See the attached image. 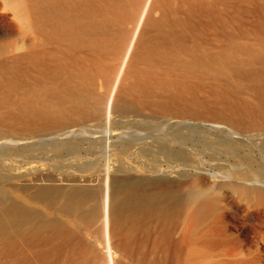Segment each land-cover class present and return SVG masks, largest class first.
Segmentation results:
<instances>
[{
	"label": "bare ground",
	"instance_id": "obj_1",
	"mask_svg": "<svg viewBox=\"0 0 264 264\" xmlns=\"http://www.w3.org/2000/svg\"><path fill=\"white\" fill-rule=\"evenodd\" d=\"M253 12L263 37L264 0H0V154L38 137L22 149L78 155L80 138L51 137L75 125L63 134L105 136L96 187L35 186L29 199L54 217L0 181V264H264V69L254 67L264 65V46L238 40ZM110 56L121 62L104 99L95 89ZM116 111L159 129L146 141L176 173H164L155 156L129 161L145 136L111 142ZM167 115L175 121L150 119ZM204 117L225 122L194 119ZM98 118L107 125L98 132L83 125ZM190 150L229 165L186 173L182 165L197 167ZM95 222L102 255L83 233Z\"/></svg>",
	"mask_w": 264,
	"mask_h": 264
},
{
	"label": "rangeland",
	"instance_id": "obj_2",
	"mask_svg": "<svg viewBox=\"0 0 264 264\" xmlns=\"http://www.w3.org/2000/svg\"><path fill=\"white\" fill-rule=\"evenodd\" d=\"M258 18H259V14L256 12H253L249 16L248 21H247V28L249 29L250 33L246 38H242V39L239 38L238 39L239 42H245V43L251 44L255 48H260V46L262 45L264 46V29L259 30L263 33V37L256 35L255 33L256 31L255 27L258 22ZM240 55L243 58L247 57L245 54L240 53ZM120 57L112 58L110 56L106 58L107 62H109L111 65V67L109 68V73L108 75L104 76V78L102 77L99 78L97 85H96V89H95L96 90L95 92L100 95H103L104 99L109 94L112 88V85H113V81L117 75V71L119 69V65L121 62ZM254 67L256 69H264V65L261 63H254ZM245 83L247 82H244V83L242 82L240 84H245ZM119 84H120V80L118 81L117 86H119ZM11 96L16 97V96H19V94H12ZM247 97L251 100L252 103L257 102L254 96L247 95ZM6 108H7L6 106L1 105L0 111L6 110ZM142 118L143 117L137 116V115L133 116L131 113L124 115L117 111L113 112L111 115V118H110L111 121L109 124L112 130V133L110 135L111 142L117 143L121 139H129L132 137L145 136L144 138H141L142 141L140 140V143L137 144L135 148L131 151L132 153H131V156H130L131 158L129 159V161H134V162L136 161L135 163L139 165H143L144 163L150 162L154 158L153 156H155L158 163L160 164V167L164 169L163 171L164 173H168L170 175L173 173H176V170H175L176 168L169 166L168 163L164 162L165 156L163 152H160L161 150L157 149V146H156L157 142H152V141L147 142L146 141V140H149V137H146V136L150 135L151 132L153 133L158 132L159 129L153 130V129H149L145 127L144 125H142V123H140ZM182 118L186 119L187 117H182ZM150 119L153 122L162 123V124L175 121L174 118L171 117L170 115H167L164 117L153 116ZM194 119L195 120L199 119L201 121H214V122H220V123L225 122V120H223L222 118L204 117V118H194ZM83 125L85 127L92 128L97 132L107 126L105 121L103 122V118H98L96 120H88L84 122ZM79 126L80 125H75V127L70 126L69 128L74 127L76 131V129L78 130ZM69 128L67 127V128L59 129L57 132L59 133V135L57 133H52L51 137H55L52 139L59 140V141L65 140L68 137L80 138L81 141L79 143L78 150L81 156L79 154L76 155V153H71L72 155L67 154L64 150H62V148L55 151L50 146H46L43 152H41V150H35V151L28 150L27 151V150L22 149L21 147L22 145L34 143V141L37 140L38 137L28 138V139H24L21 141L19 140L17 144H15L16 146L13 147L14 149L13 148L9 149L7 146H5V149H4L5 151L2 154H0V181L2 183V186H5L6 189L9 191V193L12 192L10 193V196L13 195L14 198H17L18 200L20 199V201L24 199L23 201V203L25 202L24 204L42 213L43 216L45 217H54L55 214L53 210L46 208L43 204L35 203L29 199L30 194L33 193V191H35V188L37 187V185L39 184L51 185L53 182V184L55 183L54 185L57 184V185L64 186V187H68L70 185L96 187L92 185V183L94 182L93 179L95 178L94 176H97L98 174L99 175L103 174L104 159L102 157L101 148H102L105 136L103 137L101 132L96 133L99 135L96 137L95 136L91 137L90 132L83 133V134H76V133H72V134L65 133L68 135L63 134V132H65ZM208 135L224 137L223 133L215 132V131L208 133ZM235 136H240V135H235ZM49 137L50 135L44 134L40 138L41 139L44 138L43 140H46V138L48 139ZM235 138L236 137H232V139H235ZM6 142L7 141H3L2 139L0 140V150L3 148V145H5ZM11 143H14V142H11ZM12 145L13 144H10V146ZM141 146L143 147V149ZM12 150H14L15 153ZM114 152L117 154H122L118 145ZM8 154L10 156H8ZM3 155H5L6 158ZM188 156H189V163H192L196 165L197 167L188 166L187 169H182L184 167V165H182L183 167L181 166L180 168H181V171H184L189 174H193L195 172L204 173L208 170L214 171L211 168L217 165H223L226 168L229 165V160L227 158L225 157L221 159H219L218 157L213 158L212 156L209 155L207 151L205 152L199 151V154H197L196 152H193L190 150L188 153ZM88 161L92 162L91 166H87V167L84 166V163ZM198 169H201V170H198ZM37 174H39L42 179L38 181L37 179L35 180V175L38 176ZM43 174H45V176H43ZM31 176L34 179L31 178ZM69 178L70 179L74 178L75 180L71 182V184H69L68 182H66L67 179L69 180ZM27 180H29V183ZM33 180H35L36 182ZM23 186L24 187L27 186V188L25 187L26 188L25 191H22L19 188ZM63 220H64V223H66L69 227H71V225L73 224V219L71 217L69 218V217L63 216ZM83 233L86 234V235L84 234L85 238L88 240V242H90V244L93 246L95 251L102 255L103 254V250H102L103 243L101 240L102 234H101L100 224L98 222L93 223L89 228L84 229ZM6 259H7L6 257H2L1 261H6ZM103 260L104 259H102V261Z\"/></svg>",
	"mask_w": 264,
	"mask_h": 264
}]
</instances>
